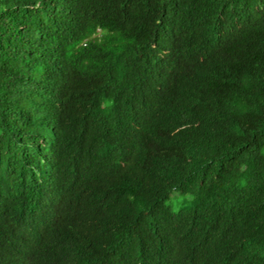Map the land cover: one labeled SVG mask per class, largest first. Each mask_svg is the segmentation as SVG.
Listing matches in <instances>:
<instances>
[{
	"label": "trees",
	"instance_id": "obj_1",
	"mask_svg": "<svg viewBox=\"0 0 264 264\" xmlns=\"http://www.w3.org/2000/svg\"><path fill=\"white\" fill-rule=\"evenodd\" d=\"M0 264H264V0H0Z\"/></svg>",
	"mask_w": 264,
	"mask_h": 264
},
{
	"label": "rangeland",
	"instance_id": "obj_2",
	"mask_svg": "<svg viewBox=\"0 0 264 264\" xmlns=\"http://www.w3.org/2000/svg\"><path fill=\"white\" fill-rule=\"evenodd\" d=\"M177 198H171L170 203L172 204L174 201H176ZM177 200H180V198H178Z\"/></svg>",
	"mask_w": 264,
	"mask_h": 264
}]
</instances>
